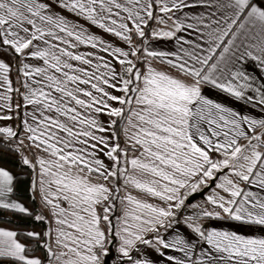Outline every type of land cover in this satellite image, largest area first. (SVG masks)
Wrapping results in <instances>:
<instances>
[{
  "label": "snow or ice",
  "instance_id": "1",
  "mask_svg": "<svg viewBox=\"0 0 264 264\" xmlns=\"http://www.w3.org/2000/svg\"><path fill=\"white\" fill-rule=\"evenodd\" d=\"M0 264H264V0H0Z\"/></svg>",
  "mask_w": 264,
  "mask_h": 264
},
{
  "label": "rangeland",
  "instance_id": "2",
  "mask_svg": "<svg viewBox=\"0 0 264 264\" xmlns=\"http://www.w3.org/2000/svg\"><path fill=\"white\" fill-rule=\"evenodd\" d=\"M202 200H203V196L202 197H197L194 202H202ZM109 252L111 253L112 251H110V249H109ZM39 254H41V253H39Z\"/></svg>",
  "mask_w": 264,
  "mask_h": 264
},
{
  "label": "trees",
  "instance_id": "3",
  "mask_svg": "<svg viewBox=\"0 0 264 264\" xmlns=\"http://www.w3.org/2000/svg\"><path fill=\"white\" fill-rule=\"evenodd\" d=\"M25 199H27V194H25ZM37 226L42 227L43 225H39V222H37ZM41 254H42V252H41Z\"/></svg>",
  "mask_w": 264,
  "mask_h": 264
},
{
  "label": "crops",
  "instance_id": "4",
  "mask_svg": "<svg viewBox=\"0 0 264 264\" xmlns=\"http://www.w3.org/2000/svg\"><path fill=\"white\" fill-rule=\"evenodd\" d=\"M206 190V193H205V195L207 194V192H208V190L207 189H205ZM215 223H217V224H220V223H222V222H215ZM110 251H112V249L110 248Z\"/></svg>",
  "mask_w": 264,
  "mask_h": 264
},
{
  "label": "water",
  "instance_id": "5",
  "mask_svg": "<svg viewBox=\"0 0 264 264\" xmlns=\"http://www.w3.org/2000/svg\"><path fill=\"white\" fill-rule=\"evenodd\" d=\"M205 193H206V190H204V194H205ZM197 197H202V196H201V195H197L196 198H197Z\"/></svg>",
  "mask_w": 264,
  "mask_h": 264
}]
</instances>
